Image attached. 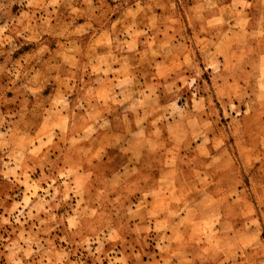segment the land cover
<instances>
[{
	"label": "rangeland",
	"instance_id": "374dc122",
	"mask_svg": "<svg viewBox=\"0 0 264 264\" xmlns=\"http://www.w3.org/2000/svg\"><path fill=\"white\" fill-rule=\"evenodd\" d=\"M74 1L0 0V264H190L198 237L205 264H249V184L264 201V177L249 161L264 144L253 134L264 115V60L262 76L249 79L245 58L264 59V0H226L248 43L222 69L244 73L247 92L219 97L216 72L195 47L183 67L163 65L176 69L171 77H104L109 55L89 48L96 27L73 15ZM104 13L107 24L133 27L119 5ZM128 57L134 64V51ZM249 86L259 91L256 109L246 105ZM166 198L176 202L169 210ZM168 228L187 234L170 254Z\"/></svg>",
	"mask_w": 264,
	"mask_h": 264
},
{
	"label": "crops",
	"instance_id": "0c3cea01",
	"mask_svg": "<svg viewBox=\"0 0 264 264\" xmlns=\"http://www.w3.org/2000/svg\"><path fill=\"white\" fill-rule=\"evenodd\" d=\"M222 1L215 0L212 5L195 11L196 16L190 10L194 5L200 6L202 0L191 1L192 7L188 5V9L179 6L181 0H75L71 11L74 16L96 27L89 48L94 49L95 56L100 57L101 53L105 52L109 55L106 59L109 66L101 71L104 77L129 79L130 77L139 76L144 79V82L147 80L152 82L159 77H171L176 69L164 70L161 69L163 65L165 63H178V67H183L185 63L192 61L190 47H195L200 52L201 62L207 68L216 72L215 77L219 80L216 81L213 88L215 94L219 97L223 95L222 93H224V96L233 94L240 88H244V91L247 92L245 83L247 81L243 82L241 80L244 73L232 70L234 65L230 69L223 70L222 65L232 59L233 55L230 52L238 44L248 43V41L242 42L241 37L244 36V31H247L248 27L245 24L240 25L236 22V10H233L226 0L224 1L228 12L223 14L221 11ZM117 5L127 11L128 16L133 21V27L126 28L123 23L117 22L107 24L109 20L104 22V12L107 7L111 6L113 8ZM161 13L166 15V22L159 21ZM111 17L112 15L107 18L110 19ZM126 29L131 32L126 31ZM111 47L115 50L110 51ZM182 47L185 48L181 49ZM175 48H180L182 52L180 54L174 53ZM130 51L135 53L136 68L133 67L135 63L133 64L131 58L128 57ZM246 59H249V79L251 77H261L262 72L258 70L259 66L257 65L261 63L260 60H264L262 56L257 54L253 57L249 54ZM253 60H256L257 63ZM130 65L133 68H130ZM105 89L99 86L92 88V90L101 91L107 95L108 93H118L117 90L111 87ZM258 92L256 87L254 89L249 86V100L246 103L249 109L258 108L257 102L251 96ZM145 121L150 122L152 120L145 119ZM257 122L259 125L256 126H259V131L254 129L253 134L255 138L262 134V139H264V115H261ZM216 130V127H214L213 132ZM191 131L195 132V129H191ZM137 140H142V138L138 137ZM192 142H194L191 144L193 149L203 143L201 139ZM219 142L220 144L222 142L220 137ZM221 147L216 150L217 152H213L215 154L210 157H216L223 153ZM253 147L249 149V161L253 160L257 174L264 177V144ZM196 172L198 173L199 170L197 169ZM223 172L226 173L227 171H220L218 174ZM218 181L220 182L221 178H218ZM249 182L251 181L249 180ZM218 187L220 186L214 183L213 188ZM193 188L197 191L207 189L200 186L199 182L197 185H193ZM208 188L212 187L209 186ZM249 189V264H264V201H259L255 196L252 183L249 184ZM147 202L152 204L153 197L151 196ZM165 204L169 210L176 205V202L166 198ZM256 223L258 227L255 225ZM186 238L187 234L185 232L168 228L165 231L166 253L170 254L171 249L176 244L185 242ZM195 242L198 243L197 256H193L190 264H205L206 259L203 258V255L207 250L204 246L199 245L200 237L195 239ZM212 263L216 264L214 261Z\"/></svg>",
	"mask_w": 264,
	"mask_h": 264
}]
</instances>
